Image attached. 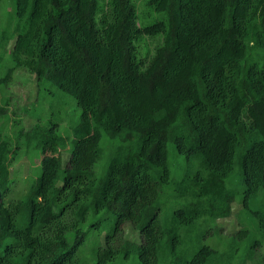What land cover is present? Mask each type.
Listing matches in <instances>:
<instances>
[{"label": "trees", "instance_id": "obj_1", "mask_svg": "<svg viewBox=\"0 0 264 264\" xmlns=\"http://www.w3.org/2000/svg\"><path fill=\"white\" fill-rule=\"evenodd\" d=\"M10 2L0 264H264V0ZM17 70L75 100L65 131L64 104L26 108L29 125L11 110ZM171 145L188 166L180 174ZM23 155L37 167L25 191L12 171ZM234 203L239 227L225 235ZM252 203L254 233L241 216Z\"/></svg>", "mask_w": 264, "mask_h": 264}, {"label": "rangeland", "instance_id": "obj_2", "mask_svg": "<svg viewBox=\"0 0 264 264\" xmlns=\"http://www.w3.org/2000/svg\"><path fill=\"white\" fill-rule=\"evenodd\" d=\"M1 10V18H0V29L7 26L8 23V11L13 10L15 8V3L8 4L7 0H2L0 3ZM156 44L155 41L150 40V46L153 47ZM49 89H58L55 85L52 84H44L41 87V90H39L36 77L32 75L29 72L17 70L14 73L12 82H11V110H16L18 114H23V120L24 124H31L32 116H30L25 109L31 107L33 104H35V107L33 109V112L36 114H45L47 115L52 105L55 107H61L62 104L66 101V99H61V95H65L63 92H61L58 89L59 94L55 97L52 96V94L49 93ZM70 101L68 103L64 104V109L61 112V115L63 118H65L67 121L63 123L62 131H65L67 127L69 126V123L72 119L77 117V113L74 111L75 106V100L73 98H69ZM27 113L25 114L24 113ZM14 118V117H13ZM170 161L169 165L173 172V174H180L188 169V166L186 164V161L184 160V155H181L177 153L174 149V146H170ZM67 154H65V159L67 158ZM36 162L32 161V158L29 155H23L19 160L15 161L12 166L13 171V177L16 179L15 186L18 190H26V188L31 183V174L34 170H36ZM236 175L234 178H239L238 173H234ZM170 206V205H169ZM242 205L239 203H234L233 210L234 215L225 219H221V222L224 227V234H229L231 231L237 229L239 227V214L241 212ZM257 209L256 204L252 203L250 204V208L247 211L242 212V222L245 224V221L248 222V225L251 226V231L254 233L256 232V229L254 226L251 225V222L256 218L254 216L253 210ZM245 220V221H244ZM206 226H202L200 229L193 230L191 234V238H196L200 235V233L205 229ZM125 231L126 236L134 241L140 240L139 231L133 227L132 224L126 223L125 224ZM223 235V241L227 239V236ZM102 240H104V237L102 236ZM204 241V240H203ZM208 244L213 242V238H209L208 240L204 241ZM87 248L85 250H89L90 247L86 246ZM221 250V249H220ZM222 250H225L224 246ZM264 252V248L262 249ZM118 258L115 262L112 264H141L138 260H136L134 257H131L127 261H122Z\"/></svg>", "mask_w": 264, "mask_h": 264}]
</instances>
